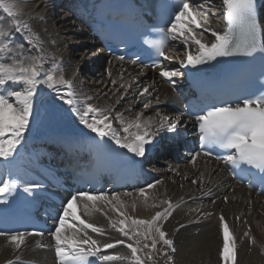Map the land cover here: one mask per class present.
I'll return each instance as SVG.
<instances>
[{
  "label": "snow or ice",
  "instance_id": "snow-or-ice-1",
  "mask_svg": "<svg viewBox=\"0 0 264 264\" xmlns=\"http://www.w3.org/2000/svg\"><path fill=\"white\" fill-rule=\"evenodd\" d=\"M18 5L19 0H0V9L11 18V24L7 27L0 25V158L9 161L17 153L24 134L33 120L36 111L35 98L41 85H46L55 92V101L67 105L79 123L99 137L100 141L105 138L110 139L119 148L131 154L134 161L137 158L147 159L161 132L179 134L180 119H171L160 111L156 113L158 120L145 118L144 113L141 112L136 114L134 120L125 121L120 112L112 118L110 109L93 106L91 103L81 106V101L77 99L75 92V81L65 78L62 59L52 57L49 63L50 58L38 34L32 31L28 21L18 19L23 15ZM160 6L167 10V27L154 26L153 30L158 38L154 41L146 40L145 43L149 44L155 54L164 61L177 59L181 68H198L221 57L237 55L251 57L259 48L264 47L258 39L256 0H222L224 17L227 21V27L223 31L211 26L214 5L210 0H165ZM13 29L15 33L26 35L30 46L27 52L24 51L22 44H17L12 38ZM206 35L207 39H205ZM177 41L184 46L183 59L167 54L173 46L172 42ZM193 46H195L194 51ZM33 52L35 54H32ZM118 59L124 60V57ZM136 62L132 61V63ZM152 67L160 68V76L172 84H175V77L183 74L179 69L169 70L159 60H154ZM134 83L135 78L128 85H120L124 88V94ZM112 84L116 85L117 81L113 80ZM148 93L149 88L144 87L139 91V96L144 97ZM124 94H121V100ZM157 103H159L158 99ZM150 106L151 101L143 104L144 109H149ZM113 120L120 124L119 130L113 126ZM195 123L201 151L191 155L193 164L201 154L206 157L212 156L216 149H220L225 154L216 155L215 158L230 166V171L238 174L254 172L261 183H264V84L254 92L238 96L234 100L220 101L206 106L195 114ZM21 183L19 177L11 174L7 179L0 177V202L8 203L7 197L13 196ZM24 183L23 191L30 196L40 188L39 184ZM192 183L197 181L193 180ZM157 184L159 181L156 184H148L147 189H155ZM249 186H253L251 181ZM124 195L130 197L132 193ZM139 195L144 197L147 204L149 197L146 195V190L140 189ZM227 199L225 197L226 202ZM151 200L154 202L150 206L161 210L155 211L150 219H140L128 214L120 194L113 193L109 196L102 191L73 192L61 202V210H58L54 217L56 223L51 236L55 242L58 264H92V258L99 259L102 264L111 261L148 264L154 259L152 253L153 250H157L158 243H162L167 249L160 250L159 254L167 258L168 264H174L171 253L176 251L175 244L173 239L168 238L163 222L171 217L176 205L171 200L158 199L157 195H153ZM102 203L111 205V212L118 218L113 219L109 216L100 206ZM81 208L86 217L91 216L93 210L103 213L108 218L109 228L119 232L125 239H117L112 243H102L93 239L87 230L101 236L106 234V230L82 218L78 211ZM132 208L135 210L134 203ZM236 219L239 220V217ZM219 222L222 236L218 253L219 262L238 264L237 237L230 230L223 214L219 217ZM69 232L71 235L68 234ZM35 234L42 235V233ZM28 235L33 233L0 230V237H4L17 251L22 249ZM244 235L247 237L249 233L245 232ZM253 242L250 240V243ZM117 245H123L130 255L102 254ZM8 264L14 262L9 261Z\"/></svg>",
  "mask_w": 264,
  "mask_h": 264
},
{
  "label": "bare ground",
  "instance_id": "bare-ground-1",
  "mask_svg": "<svg viewBox=\"0 0 264 264\" xmlns=\"http://www.w3.org/2000/svg\"><path fill=\"white\" fill-rule=\"evenodd\" d=\"M210 2L214 5L211 26L223 31L226 25L223 20L222 0H210ZM18 6L23 12L18 19L28 21L32 31L38 34L50 58L49 63L52 57L62 59L65 78L75 81V92L77 99L81 101V106L91 103L93 106L110 109L112 118L120 112L125 121L134 120L136 114L141 112L144 113L145 118L151 117L158 120L156 113L160 111L171 119H180L178 133L184 127H192V121L177 116L167 107L168 102L179 106L182 102L178 99L174 88L167 83L164 77L160 76V70H148L134 63L109 56L103 57L96 48H92L90 52L86 51L87 47L93 45L94 42L84 32L83 25L77 21L70 9L69 0H19ZM260 21L264 30V14ZM10 24L11 18L0 12V25L7 27ZM12 38L17 44L24 42L22 45L25 52L29 50L26 35L15 33L13 29ZM174 45L176 49L170 50V55L183 59L184 46L179 41L174 42ZM192 50H195V46ZM175 60L178 62L177 59ZM100 63L103 65L102 69L91 70L92 66L96 67ZM84 65L90 66L83 74L80 69L84 68ZM174 69L178 67L174 66L171 70ZM82 76H85L87 81L82 80ZM133 78H135V83L124 94V88L120 85L132 83ZM174 79L181 80L180 83L175 82L177 87H185L182 75ZM113 80L117 81L116 85L112 84ZM144 87L149 88V93L140 97L139 91ZM121 94H124L122 100L120 99ZM55 96L56 93L48 89L46 85L38 88L35 98L36 111L17 153L9 161L0 158V177L7 179L9 174L19 177L22 181L20 186L22 189L25 186L24 182H27L24 176L25 166L29 165L33 148H41L43 152L51 153L47 160L56 164L66 156L67 151L63 147L68 144H75L77 148L93 149L99 146L100 142H113L108 138L100 141L99 137L79 123L67 105L55 101ZM149 101H151L150 108L144 109L143 104ZM113 126L117 130L120 129V124L115 120H113ZM169 134L177 138V134L168 131L161 132L159 136L165 137ZM51 144L50 150L48 146ZM81 153L85 152L81 151ZM160 157L152 160L151 165L149 164L150 168H147L149 179L144 185L132 191L120 190L117 194H120L125 202L128 214L140 219H150L155 211L161 210L150 206L154 202L151 200L153 195H157L160 200H171L176 205L171 217L163 222L168 238L173 239L175 244L176 251L171 253L174 257V264H220L218 253L222 244L219 222L221 214L225 216L230 230L237 237L238 264H264V253H262L264 249V197L232 181L219 162L198 156L195 164L191 162V157H187L183 160L179 158L178 163L173 165L172 159L166 153L161 152ZM139 160L136 159L137 162ZM202 173L203 176H201ZM193 180L197 183H192ZM157 181L159 184L155 189H147L148 184H156ZM140 189L146 190V195L149 197L147 204L144 197L139 195ZM125 193H132V196L126 197ZM111 194L113 193H108L109 196ZM225 197L228 198L227 202ZM26 198L32 205L40 203L34 195L30 196L26 193ZM133 203L135 210L132 208ZM100 206L113 219L118 218L115 213L111 212V205L102 203ZM78 211L82 218L106 230V234L102 236L87 230L93 239L102 243L125 239L119 232L109 228L108 218L103 213L93 210L92 215L86 217L83 215L82 208ZM237 217L239 220L236 219ZM55 223L56 220L50 223L53 228L52 232L55 229ZM245 232H248L249 236L246 237ZM68 234L71 235L70 232ZM250 240L254 242L250 243ZM147 242L151 243V241ZM160 250H167L162 243L157 244V250H153L152 253L154 259L148 264H168L167 258L159 254ZM102 254L130 255L123 245H117ZM9 261L14 264H58L55 242L51 233H42V235L33 233V235L26 236L25 244L19 251L8 244L4 237H0V264H8ZM96 263L102 264L99 259L92 258V264ZM107 264H128V262L111 261Z\"/></svg>",
  "mask_w": 264,
  "mask_h": 264
},
{
  "label": "rangeland",
  "instance_id": "rangeland-1",
  "mask_svg": "<svg viewBox=\"0 0 264 264\" xmlns=\"http://www.w3.org/2000/svg\"><path fill=\"white\" fill-rule=\"evenodd\" d=\"M0 10H1L0 12H1L3 15L6 14V13L3 12L2 9H0ZM22 44L24 45V42H23V41H22ZM92 48H94V45H91V46L87 47V50H86V51H87V52H90ZM89 66H90V65H84V68L80 69V71L83 72V74H84L85 69H87ZM91 68H92V67H91ZM82 80L87 81V78H86L85 76H82ZM172 164L174 165L175 163H172ZM173 165H172V166H173ZM173 167H174V166H173Z\"/></svg>",
  "mask_w": 264,
  "mask_h": 264
}]
</instances>
